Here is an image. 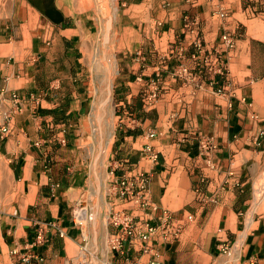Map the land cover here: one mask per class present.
<instances>
[{
	"label": "crops",
	"instance_id": "1",
	"mask_svg": "<svg viewBox=\"0 0 264 264\" xmlns=\"http://www.w3.org/2000/svg\"><path fill=\"white\" fill-rule=\"evenodd\" d=\"M94 1L0 0V127L9 124L0 133V263L16 261L9 249L55 220L66 236L51 231L16 264H68L82 236L94 264H264V0H98L110 1V18ZM223 24L236 40L221 75L209 52ZM152 82L159 98L143 109L140 93ZM107 100L114 127L97 170L88 140L94 103ZM145 145L156 161L143 156ZM137 171L150 174L155 210L108 195L117 177ZM83 198L93 218L79 230L70 212ZM121 209L150 225L165 210L178 237L158 229L146 251H110L109 213Z\"/></svg>",
	"mask_w": 264,
	"mask_h": 264
},
{
	"label": "built area",
	"instance_id": "2",
	"mask_svg": "<svg viewBox=\"0 0 264 264\" xmlns=\"http://www.w3.org/2000/svg\"><path fill=\"white\" fill-rule=\"evenodd\" d=\"M246 10L251 16L257 15V9L253 8L250 4L246 5ZM218 16L223 20L228 17L227 11L223 7H219L216 11ZM185 20L188 18L184 16ZM236 40V32L230 31L226 24H223V31L220 35V40L218 44L209 52V58H212L217 63V73L224 75L225 73V63L224 56L227 51H230ZM195 47L198 51H201L202 45L199 40H195ZM206 59L196 63V74L202 73L203 66L205 65ZM177 72L190 73L189 69L180 65ZM194 75V73H193ZM150 88L143 89L140 93V99L143 109H148L154 106L155 102L159 98V89L155 82L150 83ZM221 88L217 89L220 91ZM14 99V108L20 106V100L16 94H12ZM136 121V119L134 120ZM122 125V124H121ZM9 132V124L5 123L0 127V133L6 134ZM148 136H154L153 131L147 133ZM60 143L65 144L66 138L61 135L58 139ZM143 156L152 162L158 159V154L149 145H145L142 150ZM114 170L112 169L111 172ZM150 180V174L144 171H137L131 177L125 176L124 174L116 178L114 184L110 187V192L108 195L113 196L116 201H128L133 200L138 202L139 206H150L153 210L156 209L154 204H149L146 199V193L148 190ZM263 183H259L255 190L260 196L263 192ZM133 189H137L135 192ZM0 205V213H1ZM191 217L190 215L188 216ZM93 218L92 211L90 207L84 200H77L70 212V221L72 226H75L81 230L82 227L90 222ZM110 224L115 228L111 232L107 239L108 249L110 251H116L120 254L124 253L125 249L131 248L133 245L137 244L140 250L146 251L145 246L149 237L156 233L158 229L165 233H170L171 239L178 237L180 232L179 226H172L174 223V216L163 211L158 216L159 223L157 225H150L147 222H141L139 219H135L130 213L125 212L124 209L113 211L109 213ZM171 226L173 229H171ZM55 234L61 238L66 236V230L62 225L55 220H47L42 225H38L34 238L30 243H26L24 247H19L18 245L11 247L9 249V255L18 262H28L35 255L32 252V247L35 245H43L49 240V237ZM168 235V234H167ZM83 237V243L79 245L78 254L71 258L68 264H94L93 259L89 253V249L86 244V240ZM126 244V245H125ZM127 246V247H126ZM236 248H241L242 241L236 243ZM219 251L223 254L230 255L231 246L226 243H221L218 245ZM152 264V263H150Z\"/></svg>",
	"mask_w": 264,
	"mask_h": 264
},
{
	"label": "rangeland",
	"instance_id": "3",
	"mask_svg": "<svg viewBox=\"0 0 264 264\" xmlns=\"http://www.w3.org/2000/svg\"><path fill=\"white\" fill-rule=\"evenodd\" d=\"M93 8L101 17L110 18V15L112 13L111 4L110 1H94ZM95 111L93 112V125L97 127L96 134H94V137L89 138L88 141H90V145L95 147L94 151V160L95 164L94 167L99 169L98 164L96 162L99 160L101 152L100 149L105 147V143L107 141V132H112L114 125L112 124V112H113V103L110 100L99 102L97 101L94 103ZM110 115V119L105 118V116ZM104 116V117H103ZM107 122L109 124H107ZM117 126V124H115ZM112 139L110 140V145L112 143ZM109 150V149H108ZM85 198H83L84 200ZM3 199L0 198V202ZM96 203V202H95ZM98 206V203H97ZM13 260V259H12ZM17 261L13 260V263L11 261L8 264H16ZM1 264V263H0Z\"/></svg>",
	"mask_w": 264,
	"mask_h": 264
}]
</instances>
